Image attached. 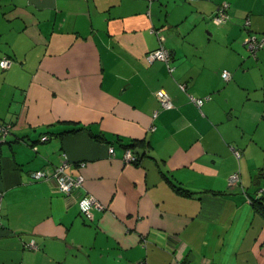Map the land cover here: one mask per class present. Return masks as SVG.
<instances>
[{
  "label": "crops",
  "instance_id": "0c3cea01",
  "mask_svg": "<svg viewBox=\"0 0 264 264\" xmlns=\"http://www.w3.org/2000/svg\"><path fill=\"white\" fill-rule=\"evenodd\" d=\"M245 17L264 33V0H0V264H264V46L249 55ZM154 29L170 65L145 61ZM63 159L72 195L31 177Z\"/></svg>",
  "mask_w": 264,
  "mask_h": 264
},
{
  "label": "built area",
  "instance_id": "2783aa9c",
  "mask_svg": "<svg viewBox=\"0 0 264 264\" xmlns=\"http://www.w3.org/2000/svg\"><path fill=\"white\" fill-rule=\"evenodd\" d=\"M228 6L227 1H222L221 4L217 7L215 12L211 15V20L213 23L220 25L223 24L226 19H227V13L225 11L226 7ZM250 21L249 18H247L244 22L243 29L245 31V35L243 37V42L248 50V52L252 55L255 56L257 54V51L264 46V33L262 34H256L253 32H249L247 30V26L249 25ZM246 27V28H244ZM160 41V45L148 51L145 54V61L147 63H151L154 60H162L165 62H169L170 60V52L167 48H165L162 44L164 40V36L161 34L157 35ZM11 59L10 58H2L0 59V66L2 68H6L10 65ZM169 69L171 70V67L169 66ZM222 76L224 79H229L230 78V72L226 69L222 71ZM180 87L183 89L185 86L184 84H180ZM156 95L159 99L160 105L163 108H171L173 107V103L170 99L169 94L163 90L159 89L156 91ZM190 99L194 101V103L197 106H200L203 102V98H195L193 96H190ZM157 115V110H154L152 113V118L156 117ZM10 125L7 124H0V138H3L8 132H9ZM47 139V136H42L41 140ZM110 154L113 153V149L109 148L108 150ZM236 154H239L238 151H235ZM126 159L128 160H135V156L132 153H127ZM68 166V161L66 159H63L58 165L54 166L52 170L48 169H41V170H36L31 173L32 179L36 180H44V181H49V180H55L56 183V188L61 191L65 195H72L74 191H76L78 188H80L83 184L84 178L82 174H78L76 176L69 175L66 173L65 168ZM238 172H233L229 177H228V182L229 183H234L238 180ZM2 198H3V190L0 189V226L2 225L1 221V203H2ZM78 205L79 209L82 212V214L86 218H91L92 217V211L93 209L97 208L100 209L103 207V205L98 202L96 198L92 195H83L82 197L78 198ZM28 247H34L36 248V243L34 240H31L28 244H26ZM133 264H147L145 261H137Z\"/></svg>",
  "mask_w": 264,
  "mask_h": 264
},
{
  "label": "trees",
  "instance_id": "16d2710c",
  "mask_svg": "<svg viewBox=\"0 0 264 264\" xmlns=\"http://www.w3.org/2000/svg\"><path fill=\"white\" fill-rule=\"evenodd\" d=\"M188 1H191V0H188ZM228 2V1H227ZM221 4V3H220ZM219 4V5H220ZM218 5V6H219ZM217 6V7H218ZM217 7L214 9V11L211 13V15L215 12V10L217 9ZM228 8H229V2H228V6L226 7V9H225V11H226V13H227V19H226V21L229 19V14H228ZM211 15H210V19H211ZM248 17H245V19L243 20V22H242V26H244V22H245V20L247 19ZM249 26H250V23H249V25L247 26V30L250 32H253L252 30H250V28H249ZM244 28H246V27H244ZM153 32L156 34V35H158V34H161L159 31H156V29H154L153 30ZM253 33H255V32H253ZM256 34H258V33H256ZM260 34H262V33H260ZM162 35V34H161ZM164 46V45H163ZM165 47V46H164ZM166 48V47H165ZM169 50V49H168ZM248 51V50H247ZM170 52V51H169ZM249 53V52H248ZM170 54H171V52H170ZM249 55L250 56H252L250 53H249ZM252 57H256V55L255 56H252ZM170 59H171V56H170ZM162 61V60H161ZM165 62V61H164ZM169 62H170V60H169ZM169 62H166V63H168V65H170L169 64ZM147 63V62H146ZM147 64H149V63H147ZM224 70V69H223ZM222 70V71H223ZM227 70V69H226ZM222 71H221V77H222V79H224L223 78V76H222ZM230 78H231V75H230ZM229 78V79H230ZM229 79H224L225 81H228ZM185 88V87H184ZM154 94H155V96L157 97V95H156V90L154 91ZM209 97V96H208ZM208 97H205V98H208ZM157 99H158V97H157ZM171 99V98H170ZM159 100V99H158ZM172 101V100H171ZM163 108V107H162ZM164 109H170V108H164ZM158 112V111H157ZM152 113H153V111H152ZM151 116H152V114H151ZM155 118V117H154ZM9 130H10V128H9ZM48 138V137H47ZM134 156H135V160H134V162H136L138 159H139V157L136 155V154H134V153H132ZM231 175V174H230ZM229 175V176H230ZM75 193V191L72 193V194H74ZM257 201H259V200H257ZM256 207H257V209L258 210H260L261 211V213L262 214H264V205H262L261 203H259V204H256Z\"/></svg>",
  "mask_w": 264,
  "mask_h": 264
}]
</instances>
